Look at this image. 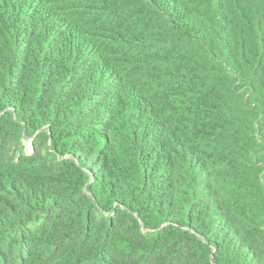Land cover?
Wrapping results in <instances>:
<instances>
[{
	"label": "trees",
	"instance_id": "1",
	"mask_svg": "<svg viewBox=\"0 0 264 264\" xmlns=\"http://www.w3.org/2000/svg\"><path fill=\"white\" fill-rule=\"evenodd\" d=\"M0 264H264V0H0Z\"/></svg>",
	"mask_w": 264,
	"mask_h": 264
}]
</instances>
